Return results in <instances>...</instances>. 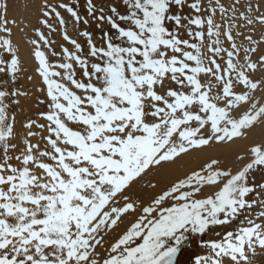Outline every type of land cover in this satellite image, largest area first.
Returning <instances> with one entry per match:
<instances>
[{"label": "snow or ice", "instance_id": "snow-or-ice-1", "mask_svg": "<svg viewBox=\"0 0 264 264\" xmlns=\"http://www.w3.org/2000/svg\"><path fill=\"white\" fill-rule=\"evenodd\" d=\"M33 8L0 0V264H264V0Z\"/></svg>", "mask_w": 264, "mask_h": 264}, {"label": "rangeland", "instance_id": "rangeland-1", "mask_svg": "<svg viewBox=\"0 0 264 264\" xmlns=\"http://www.w3.org/2000/svg\"><path fill=\"white\" fill-rule=\"evenodd\" d=\"M27 3H28V0H25ZM10 3L12 5V7L15 9L14 11L12 12H16L17 8H21L20 5H21V0H10ZM31 3H32V0H31ZM81 3H83V0H81ZM25 5V4H24ZM11 12V14H12ZM19 13V12H18ZM23 14V13H22ZM21 12H20V15H22ZM13 15V14H12ZM16 16V15H15ZM24 18V17H22ZM20 21H18L19 23H21V26L24 24V23H27L26 20L24 21H21V19H19ZM32 23L35 24V17H33L32 19ZM94 27V26H93ZM97 35H99V33L97 32ZM30 70V68H29ZM21 83L29 90V91H33V87H32V84L27 82L26 80H22ZM23 107L25 109L24 112L18 114V121H22L24 119L25 116L27 115H33L34 112L31 111V109H34V104L31 102V101H25L23 102ZM18 127H19V124H18ZM148 179H152L151 177H149ZM152 182H156L155 180H153ZM187 246V245H186ZM187 258V253L185 254V257L184 259ZM182 264H183V260H182Z\"/></svg>", "mask_w": 264, "mask_h": 264}, {"label": "bare ground", "instance_id": "bare-ground-1", "mask_svg": "<svg viewBox=\"0 0 264 264\" xmlns=\"http://www.w3.org/2000/svg\"><path fill=\"white\" fill-rule=\"evenodd\" d=\"M30 4H31V0H28V3L25 0H21V5H20L21 8H17L16 12H12L13 15H16V17L18 18V21H20L19 19H21V21L26 20L28 22V20H31V22H32V19L35 16H34V8L29 10ZM20 12H21V14L22 13L23 14L20 15ZM22 17H24V18H22ZM26 17H27V19H26ZM29 68H30L29 72H31V66H29Z\"/></svg>", "mask_w": 264, "mask_h": 264}]
</instances>
